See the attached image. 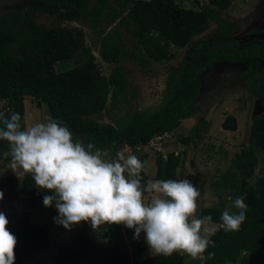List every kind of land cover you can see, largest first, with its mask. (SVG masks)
Masks as SVG:
<instances>
[{
    "label": "trees",
    "instance_id": "1",
    "mask_svg": "<svg viewBox=\"0 0 264 264\" xmlns=\"http://www.w3.org/2000/svg\"><path fill=\"white\" fill-rule=\"evenodd\" d=\"M200 10L170 5L167 0H20L13 10L0 16V102H7L0 113L5 116L17 112L24 122V98L29 97L36 107H44L49 118L64 122L73 132V140L94 149L115 154L124 147L146 145L156 136L177 129L181 120L189 117L200 92L201 76L209 68L221 63L246 64L240 77L264 108V40L219 39L211 43H197L194 38L208 31L210 24L234 29L224 13L238 0H206ZM248 1V0H240ZM116 4V6L114 5ZM38 13L56 19L52 27L36 23ZM93 28L103 22L98 35V55L107 64L117 65L123 54L122 31H129L135 47L142 55L132 51L130 56L143 66L149 61L162 63L174 58L173 48H187L178 66L169 68L166 90L160 105L150 111H126L122 117L114 111L123 107L126 100V79L123 68L115 67L110 79L103 77L95 56L84 40V32L77 27L68 28L64 22H86ZM114 26L116 28L112 29ZM129 26H132L129 29ZM78 58L70 70L55 73L45 79L42 72L62 61ZM111 111H110V109ZM114 112V113H113ZM105 114L111 123H100L95 117ZM199 122L190 129V136L182 141L189 144L198 138L206 127ZM2 126V125H0ZM226 131H235L237 121L227 116L221 123ZM251 143L233 160L234 174L240 177L239 196L246 194L250 202L246 219L236 232H225L220 216L221 207L199 209V215H210L218 230L211 237L205 256L215 253L212 259L200 261L181 255L186 264H264V170L250 183L258 165L257 150L264 152V112L251 124ZM0 141V153L8 148ZM147 162L145 154L138 157ZM179 159L169 153L166 159L157 160L155 179L179 180ZM142 183L147 182L146 171ZM234 188V184H232ZM0 212L6 214L8 229L16 236L15 264L25 262V245L31 236L33 252L45 254L50 250L48 230L31 226L32 210L43 203L44 196L53 195L35 187L31 175L20 180L12 176L0 177ZM26 199L25 209L18 215L8 211L15 203ZM55 205V204H53ZM134 230L115 227L107 239L94 231L80 235L55 251L50 264H179L177 253L170 257L153 256L140 247ZM126 244L130 247L127 249Z\"/></svg>",
    "mask_w": 264,
    "mask_h": 264
},
{
    "label": "rangeland",
    "instance_id": "2",
    "mask_svg": "<svg viewBox=\"0 0 264 264\" xmlns=\"http://www.w3.org/2000/svg\"><path fill=\"white\" fill-rule=\"evenodd\" d=\"M20 0H0V16L13 10L16 2ZM114 3V0H108ZM170 5H179L187 9L200 10L207 5L206 0H167ZM116 6V4H114ZM223 18L233 24L234 29H216V25L211 23L208 31L194 38L197 43H211L224 40H238L247 43L251 39L264 40V0L235 1L222 13ZM37 24L52 27L57 25L54 17L47 14L38 13L35 17ZM90 20L86 22H64L63 26L77 27L84 32V40L95 56L100 74L107 80L110 79L112 70L119 66L125 71L126 100L123 107L113 113L122 117L126 111H150L158 107L162 101L166 90V81L169 75V68L178 66L182 58L186 55L187 48H173L174 58L171 61L156 63L149 61L143 66L139 61L130 56L134 51L139 55L142 52L135 47V41L129 31L121 32L123 42V54L117 65L104 63L98 55L99 39L102 32L103 22L96 23L93 28ZM112 29L116 28L114 26ZM132 26H129L131 29ZM105 33L109 29L104 30ZM78 63V58L56 63L50 70H45L42 75L45 79L51 78L55 73H60L72 69ZM246 64L221 63L209 68L201 76L200 92L195 104L189 111V117L181 120L177 129L166 133L161 138L153 137L148 144L139 145L135 148L124 147L125 155L134 154L137 157L145 154L147 156V181L156 180L157 160L161 157L166 159L167 154L173 153L179 159L177 174L180 179L187 178L195 186L199 187V209L207 208H232V200L239 196L240 177L234 174L232 169L233 160L239 156L243 149H249L251 143V124L257 110L256 98L247 88L244 79L240 74L246 70ZM7 102H0V112ZM24 122L32 124L35 122H46L49 118L46 109L36 107V103L31 98H24ZM110 109V108H109ZM111 111V109H110ZM227 116H232L237 121L235 131H226L221 128V123ZM100 123H111V120L101 114L94 118ZM199 122L207 125L198 138L193 139L189 144H184L183 139L190 136V129ZM114 155V154H113ZM258 165L250 180L255 178L264 170V152L257 150ZM10 147L0 153V177L17 176L8 168L10 163ZM234 184V188H232ZM232 198V200L229 199ZM26 199L22 197L15 203V209L8 211L9 215H18L25 209ZM247 205L250 202L245 201ZM59 214L55 205L45 207L43 203L32 210L31 226L42 227L48 230L51 247L45 253H37L32 250V237L25 245V262L27 264H50L52 255L56 250L69 244L76 237L92 233L90 223L81 222L74 226L71 231L66 230L62 225L55 223L54 218ZM246 215V213H245ZM217 225V224H216ZM115 227L125 228L123 225H102L94 231L100 238L107 239L115 230ZM218 228V225H217ZM127 249L130 245L126 244ZM140 247L143 250L149 248L145 243L144 233L140 236ZM152 255V253L150 252ZM179 264H186V259L177 255Z\"/></svg>",
    "mask_w": 264,
    "mask_h": 264
},
{
    "label": "clouds",
    "instance_id": "3",
    "mask_svg": "<svg viewBox=\"0 0 264 264\" xmlns=\"http://www.w3.org/2000/svg\"><path fill=\"white\" fill-rule=\"evenodd\" d=\"M0 125V141L10 147L8 168L19 179L31 175L36 188L53 193L44 196L43 204H55V223L66 230L81 222L90 223L94 231L102 225H123L134 230L135 240L144 233L153 256L186 254L202 262L214 257L204 254L218 228L210 215L198 214L201 193L189 179L142 183L146 161L124 151L113 155L93 150L91 143L85 147L73 140L66 123L52 118L29 125L17 112L0 113ZM246 199L244 194L232 200L235 212L223 210L220 227L225 232L240 230ZM8 224L0 212V264H15L17 238Z\"/></svg>",
    "mask_w": 264,
    "mask_h": 264
},
{
    "label": "water",
    "instance_id": "4",
    "mask_svg": "<svg viewBox=\"0 0 264 264\" xmlns=\"http://www.w3.org/2000/svg\"><path fill=\"white\" fill-rule=\"evenodd\" d=\"M255 105H256V106H255L256 109H258V110H257V113H256V115H255V117H256V116H258V115H260L261 113L264 112V108L262 107L261 103H260L258 100L256 101V104H255ZM255 117H254V118H255Z\"/></svg>",
    "mask_w": 264,
    "mask_h": 264
},
{
    "label": "built area",
    "instance_id": "5",
    "mask_svg": "<svg viewBox=\"0 0 264 264\" xmlns=\"http://www.w3.org/2000/svg\"><path fill=\"white\" fill-rule=\"evenodd\" d=\"M163 135H165V134H163ZM163 135H160V136H156L157 138H161V137H163ZM212 244V243H211Z\"/></svg>",
    "mask_w": 264,
    "mask_h": 264
}]
</instances>
